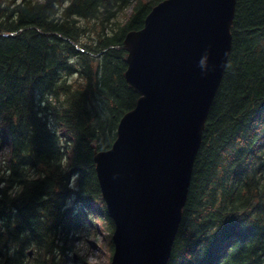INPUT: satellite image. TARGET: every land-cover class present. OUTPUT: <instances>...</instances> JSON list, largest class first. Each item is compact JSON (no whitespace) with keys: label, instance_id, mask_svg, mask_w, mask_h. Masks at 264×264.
Segmentation results:
<instances>
[{"label":"trees","instance_id":"trees-1","mask_svg":"<svg viewBox=\"0 0 264 264\" xmlns=\"http://www.w3.org/2000/svg\"><path fill=\"white\" fill-rule=\"evenodd\" d=\"M159 1L0 0V264H75L96 221L109 262L93 157L139 98L124 37ZM230 33L166 264H264V0H236Z\"/></svg>","mask_w":264,"mask_h":264},{"label":"water","instance_id":"water-1","mask_svg":"<svg viewBox=\"0 0 264 264\" xmlns=\"http://www.w3.org/2000/svg\"><path fill=\"white\" fill-rule=\"evenodd\" d=\"M235 2L161 0L124 37V78L139 98L111 147L93 157L114 222L109 264L167 263L230 52Z\"/></svg>","mask_w":264,"mask_h":264},{"label":"rangeland","instance_id":"rangeland-1","mask_svg":"<svg viewBox=\"0 0 264 264\" xmlns=\"http://www.w3.org/2000/svg\"><path fill=\"white\" fill-rule=\"evenodd\" d=\"M95 219H93V222ZM96 232L95 237L88 239H76V251L72 255L75 264H109L107 258V250L105 248V241L107 233L102 231L99 223H95ZM77 254L80 255L81 261L77 260ZM69 264H72L70 261Z\"/></svg>","mask_w":264,"mask_h":264}]
</instances>
